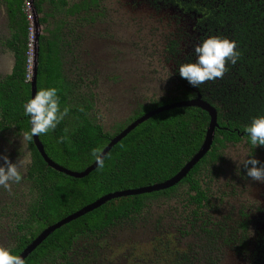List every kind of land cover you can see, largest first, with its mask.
Here are the masks:
<instances>
[{"label": "flooded vegetation", "instance_id": "1", "mask_svg": "<svg viewBox=\"0 0 264 264\" xmlns=\"http://www.w3.org/2000/svg\"><path fill=\"white\" fill-rule=\"evenodd\" d=\"M28 2L35 16L37 33L40 34V51L42 42L45 41L47 50L59 64L58 70L63 88L67 90L70 107L78 113L64 117L68 119V128L80 127V123L85 127L88 122L98 126L104 138L108 139L104 150L134 122L159 108L170 107L162 111L165 112L196 107L210 117L206 137L211 122L207 110L200 106L171 108L178 103L197 99L216 110L218 122L212 146L203 157L208 161L205 160L193 172L195 165L175 185L148 192L146 208L131 222L114 220L98 231L96 240L99 247L97 251H93L92 256L88 243L84 242L79 244L76 252L73 244L72 249L67 252V260L56 251L51 262L48 255L39 263L69 264L71 261L70 264H264V183L248 178L242 164L239 165L238 173V160L229 156L239 157L251 153L253 157L264 162V146L253 149L243 132H238L239 139L229 140L226 135L230 132L224 131L220 135V141H216L217 147L213 148L218 131L222 128L219 125V114H229L228 118L233 119L235 107L230 105L224 108L226 104L219 99V93L223 90L229 97L236 93L238 96L243 95V91H250L251 79L244 78L239 72L242 65L240 61L234 66L227 65L229 71L222 79L208 81L199 88L192 87L178 72L181 63L195 60L193 47L208 36H227L237 42L239 49L243 47L230 27L219 32L218 0ZM4 3L0 0L1 5L5 6ZM2 24L7 34L0 37V56L7 55L9 59L3 68L5 71L0 70V78L11 74L15 68L14 54L6 44L11 35L8 18ZM246 37L247 35H243L241 38L251 40L250 36ZM147 42L155 47V53L153 50L151 52L157 59V70L155 66H151L153 57L146 59L144 50L148 47ZM162 42L163 52L162 47L160 51L157 49ZM93 45L94 49H99V56L86 61V64L80 63L78 50L82 48L84 51L86 47ZM257 45L264 55V41ZM159 70L168 71L162 77L163 80L158 78ZM251 81L254 85L262 83V80ZM253 84V88H256ZM207 87L211 89L209 93L206 91ZM184 90H192L195 95L186 97ZM7 125L8 128L0 132H16L25 138L30 155L29 163L25 168L19 169L23 177L21 182H10L13 188L6 190L5 200L0 199V246L13 250L18 248L28 232L27 224L34 221L31 217L36 202L42 199L41 187L31 175L33 148L27 138L28 133L25 128L20 129L15 124ZM29 126L31 128L30 122ZM42 143L45 148L43 141ZM38 152L40 153L39 150ZM40 155L42 156L41 153ZM213 155L216 157L212 158ZM46 164L49 166L47 162ZM60 165L75 170L64 164ZM56 222L42 229L16 255H20L46 228ZM136 226L149 228V250L140 255H129L131 251L127 247L121 252L120 246H124L127 241L125 238L130 228Z\"/></svg>", "mask_w": 264, "mask_h": 264}, {"label": "trees", "instance_id": "2", "mask_svg": "<svg viewBox=\"0 0 264 264\" xmlns=\"http://www.w3.org/2000/svg\"><path fill=\"white\" fill-rule=\"evenodd\" d=\"M2 2H5L8 26L11 30L6 44L14 54L15 68L11 74L0 78V131L7 129L8 123L10 126L15 124L20 129L25 128L29 133V118L24 115L22 107L32 94L31 84L26 82L29 28L24 11L26 0ZM218 5L219 32L230 27L243 46L239 49L238 61L242 63L239 72L246 79H255V82L262 80V83L254 85L250 80V91H243L240 96L236 93L235 96L229 97L223 90L219 93V99L226 104L224 108L230 105L235 107L233 119L228 118L229 114H219V125L222 128L218 131L213 148L217 147L216 141H220L222 132H230L226 138L237 140L238 132H243L244 125L250 123L253 117L264 115V55L257 45L264 41V0H218ZM243 35L250 36L251 40L241 38ZM58 66V62L47 50L46 42H42L38 91L45 87H56L61 107L69 108L66 116L78 114L70 107ZM252 84L256 88H253ZM206 91L209 93L210 87H207ZM184 92L186 97L195 95L192 90ZM209 121L208 113L196 107L162 112L140 124L123 138L105 157L104 167H98L84 178H75L47 166L34 145L33 138L29 140L33 148L31 175L41 187L42 201L37 200L33 216L31 215V220L34 221L27 224L28 232L18 248L12 250L13 254H19L47 225L74 213L105 194L164 182L175 176L199 151ZM80 124V127L70 129L68 119L64 118L54 131L40 135L49 156L60 164L79 171L95 161L93 149L103 150L108 140L104 138L98 126L90 122L85 127L83 123ZM211 157L215 158L216 155ZM205 160L206 157L201 159L193 172L197 171ZM148 196L149 194L145 193L116 198L73 220L51 234L28 256L25 264H40L39 262L48 255L51 262L56 251L67 260V252L72 249L73 244L76 252L79 244L84 242L88 243L92 256L93 251H97L99 247L97 232L114 220L131 222L146 208Z\"/></svg>", "mask_w": 264, "mask_h": 264}, {"label": "clouds", "instance_id": "3", "mask_svg": "<svg viewBox=\"0 0 264 264\" xmlns=\"http://www.w3.org/2000/svg\"><path fill=\"white\" fill-rule=\"evenodd\" d=\"M193 54L195 60L181 63L178 72L194 88H199L208 81L222 79L229 71L227 65L234 66L240 59L237 42L221 35H211L201 40L193 47ZM22 107L31 124L27 135L29 140L34 136L54 131L69 112L67 106L61 107L60 95L54 86L42 88ZM243 133L253 149L264 146V115L253 117L250 123L244 125ZM92 155L97 165L103 168V150L93 149ZM229 156L238 160V173L239 165L242 164L248 178L264 183V162L253 157L251 153L239 157ZM3 161L4 163L0 164V186L8 188L10 182L20 183L23 177L16 163H12L7 156L3 157ZM0 264H25V260L22 256L13 254L10 248L0 246Z\"/></svg>", "mask_w": 264, "mask_h": 264}, {"label": "water", "instance_id": "4", "mask_svg": "<svg viewBox=\"0 0 264 264\" xmlns=\"http://www.w3.org/2000/svg\"><path fill=\"white\" fill-rule=\"evenodd\" d=\"M31 1V0H29ZM36 21L38 23L39 17L36 18ZM39 41H40V34L37 33V43H36V56H35V70H34V77L31 82L32 86V97L38 92V86H37V81H38V67H39ZM202 101L200 99L194 100V101H188V102H182L178 103L173 107H181V106H200L203 109L207 110L210 113L211 116V122L207 130V134L205 137V140L199 149V151L192 157V159L185 164V166L172 178L156 183L153 185H147V186H142L138 188H131V189H125V190H119L115 192H110L108 194H105L95 200L94 202L84 206L83 208L79 209L78 211L68 215L67 217L59 220L58 222L54 223L53 225L49 226L46 228L19 256H22L24 260L28 258V256L34 252L35 249H37L52 233H54L57 229L63 227L64 225L72 222L73 220H76L80 218L81 216L99 208L103 204L107 203L108 201L124 196H131V195H139V194H144L148 192H152L154 190H161L165 189L168 187H171L178 183L189 171L191 168H193L195 165L198 164V162L203 159V157L208 153L210 150L213 140H214V133L215 129L218 125L217 122V113L214 108H212L210 105L207 103H201ZM170 109V107H162L157 109L154 112H151L140 119H138L136 122H134L131 126H129L125 131H123L118 137L113 139L109 145L103 150L105 157L107 154L110 152V150L117 144L119 143L124 137H126L133 129H135L138 125L149 119L150 117L156 115L157 113H161L164 110ZM34 144L42 154L43 158L45 161L48 163L50 167L53 169L65 173L69 176L75 177V178H84L91 174L94 170H96L99 166L97 165L96 161H94L93 164H91L89 167H87L83 171H76V170H70L68 168H65L61 166L60 164L56 163L54 160H52L48 154L45 151L44 145L40 139V136H34L33 137Z\"/></svg>", "mask_w": 264, "mask_h": 264}, {"label": "rangeland", "instance_id": "5", "mask_svg": "<svg viewBox=\"0 0 264 264\" xmlns=\"http://www.w3.org/2000/svg\"><path fill=\"white\" fill-rule=\"evenodd\" d=\"M28 3V1H27ZM7 19V12H6V8L5 6L0 4V37L3 35L7 34V30H4V25L2 24V21ZM148 45V47L145 48L144 53L147 55L146 59H149L150 56L153 57V64L151 66H155L156 70H157V59L155 58V47L154 46H150L149 43H146ZM86 47V46H85ZM94 45L92 47L88 46L87 50L85 48V50H81L79 49V55H80V63L82 64H86V61H90L93 58H96L99 56L100 51L99 49H94L93 48ZM162 47V52H163V47H164V43H159V45L157 46L158 51H160ZM76 49V48H75ZM151 50H153V52H151ZM73 52L75 53V50H73ZM162 55V53H161ZM8 56L7 55H1L0 56V70L2 69L3 71H5L3 68L6 67V65L8 64ZM162 64V62H161ZM163 65V64H162ZM70 67L67 68V70H69ZM168 71H158V78H160L161 80L162 77L164 75L167 74ZM72 75V74H71ZM163 84V82H161ZM160 84V83H159ZM155 85V84H153ZM7 156L8 159L12 162V163H16L18 170L19 169H23L25 168V166L29 163L30 160V155H29V147H28V143L27 140L23 137H21L20 135H18L16 132H0V164H3V157ZM79 171V170H76ZM13 186L10 185L8 188H6L5 190H3V187L0 186V199L5 200L6 198H4V195H6V190L7 189H12ZM149 228L145 227V226H136V227H131L126 238L127 241H125L124 246L123 244H121V248L120 251L123 252L125 251V248L128 247V251H131V253H129V255H134V254H142L145 253L149 250L150 248V240H151V235L149 234ZM119 245V244H118ZM132 248V249H131ZM115 250V249H114ZM134 252V253H133ZM115 254V253H114ZM128 255V256H129ZM113 258L115 256H112ZM112 258V259H113Z\"/></svg>", "mask_w": 264, "mask_h": 264}, {"label": "built area", "instance_id": "6", "mask_svg": "<svg viewBox=\"0 0 264 264\" xmlns=\"http://www.w3.org/2000/svg\"><path fill=\"white\" fill-rule=\"evenodd\" d=\"M26 0L25 14L29 21L28 28V44H27V69L26 81L31 82L34 77L35 70V56H36V43H37V26L35 24V16L33 14L30 3Z\"/></svg>", "mask_w": 264, "mask_h": 264}]
</instances>
